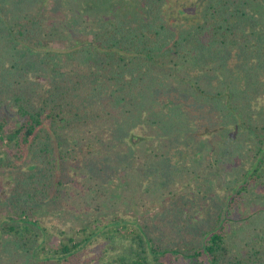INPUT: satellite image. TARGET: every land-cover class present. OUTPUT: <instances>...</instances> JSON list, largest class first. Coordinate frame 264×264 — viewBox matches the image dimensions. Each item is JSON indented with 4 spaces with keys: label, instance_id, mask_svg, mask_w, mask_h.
I'll return each instance as SVG.
<instances>
[{
    "label": "trees",
    "instance_id": "obj_1",
    "mask_svg": "<svg viewBox=\"0 0 264 264\" xmlns=\"http://www.w3.org/2000/svg\"><path fill=\"white\" fill-rule=\"evenodd\" d=\"M133 1L145 15L74 21L71 31L89 41L55 50L46 47L57 30L49 10L11 15L0 0V169L16 175L0 254L22 250L33 264H264V113L255 105L264 78V0H197L203 16L183 31L167 23L168 0ZM176 8L174 23L198 13ZM232 56L244 89L226 77ZM160 93L173 110L165 131L195 151L202 145L187 165L160 158L161 137L137 135ZM207 111L220 125L218 144L208 146L191 131ZM120 134L153 148L136 157L143 181L121 182L125 201L105 206L102 216L91 209H103L95 186L108 176L86 163ZM56 199L65 200L58 204L66 215L81 218L79 231L67 235L33 220L37 207ZM72 203L87 206L89 217Z\"/></svg>",
    "mask_w": 264,
    "mask_h": 264
},
{
    "label": "rangeland",
    "instance_id": "obj_2",
    "mask_svg": "<svg viewBox=\"0 0 264 264\" xmlns=\"http://www.w3.org/2000/svg\"><path fill=\"white\" fill-rule=\"evenodd\" d=\"M21 1H23L25 5L21 4ZM119 1L120 0H7L5 4L9 7L11 15H16L25 11H37L40 8L45 7L47 10H49L52 17L57 22V30L55 34L56 37H54L52 41L46 42V47L55 50H67L74 45L76 40L78 43H83L85 41H89L90 39L88 36L83 37L81 35H75V31H71V25L74 21H77L78 23H84V25L89 26L95 25L97 22H108L115 20L117 19V16L119 18V15L122 14L125 15L124 19L129 18L131 20L138 18L137 15H140V13L141 15L144 14L141 9L142 3H137L133 0H124L125 2ZM197 2V0H168L166 2L164 6L165 15L167 17V23L172 25V30L173 28H177V30L180 31L191 29L192 26L196 25L201 20L203 16V8L201 9V6L199 8V4H196ZM177 6L189 11H195L196 8L198 13L194 15L193 18L191 16H187L185 21H181L179 23L171 22L169 20V13ZM143 17L145 18V16ZM236 59L237 58L233 57V62L224 63V68L228 69L226 72V77L231 81L234 80V84H237L239 87L241 85V88L244 89V75L239 74L237 69L234 70V65L236 62H238V59ZM225 79L226 78H224L222 82H225ZM262 88L259 90L260 93L257 94L255 105L258 111L264 113V78L262 82ZM159 95L160 96H157L154 100H159V103L155 106L154 104H151L150 107L145 110L144 116L142 115V117L139 118V132L137 131V135L147 137L149 140L155 136L161 137V141L156 144V147H154V150L156 153H158L160 158L164 159L165 157H171L170 161L180 165H187L188 162L198 159L197 153L201 150L202 145L198 147V150L195 151V146H187L186 141L178 142L176 135H173L169 131H165L163 128L164 120L166 121L171 118L170 115L173 110L168 109V105H166V101L171 103L170 97H165V95L162 93ZM181 98L183 102H191L186 96H182ZM190 104L186 105L189 106ZM207 112L198 114V119H196L198 120V124L194 123L191 129V131L195 132V134L197 133V135L207 139L206 146H208L209 140L218 144L220 139V135L218 133L220 125L218 124V121L215 120L214 116L211 117L209 112ZM117 140L118 141L115 142L109 152L103 156H94L95 159L93 158L86 163L90 166L92 171L97 173L95 176H102V180L105 178V176H108L107 179H104L103 182L100 181L99 185L95 186V189H97L98 192L95 197L97 202L95 199L94 202L99 203L101 201L103 204V209L101 210V207L97 206V204H95L93 209H91L92 212L101 211L100 215L102 216H105L106 212L108 211L104 209L105 206H111L112 203L119 202V200L123 201L125 199L126 193L123 192L125 189H121L120 187L121 182L134 184L143 181L142 174H144L145 168L135 164L137 160L136 157L139 153L149 152L150 149L153 148L150 145L151 141L143 145L139 142V140L134 142L130 138L129 140L125 139L121 137V134L118 135ZM1 152L2 150H0V155ZM20 165L22 168L25 166L23 163ZM146 173L147 172H145V174ZM15 176V172L11 171L10 169H0V221L8 209L7 204L11 198L12 190L15 185ZM162 182L165 183L166 181ZM111 197H113V199ZM61 202L65 203V200L59 201L56 199V201H51L37 207L34 212L33 220H37L43 228H51L52 230L59 228L65 230L68 233L67 235H72L73 231H79L78 227H80L82 223L80 221L81 218H78L77 213H74L73 215H66L62 211V209H64L62 204H58ZM72 205V209L77 210V212L79 211L83 218L87 219L89 217L87 214V206L77 203H72ZM206 213L207 209L205 211H199L198 214L202 218L206 216ZM98 215L99 214L96 213L95 216ZM53 235L58 236V233L54 231ZM58 237H56L54 240L52 239L50 243L52 245L59 243L60 240ZM0 256V264H31L33 262V258L27 256L22 250L18 251L15 256L9 254L8 251L1 253Z\"/></svg>",
    "mask_w": 264,
    "mask_h": 264
}]
</instances>
